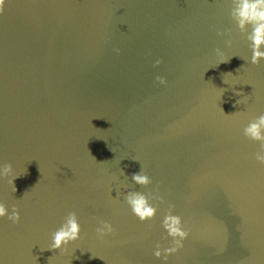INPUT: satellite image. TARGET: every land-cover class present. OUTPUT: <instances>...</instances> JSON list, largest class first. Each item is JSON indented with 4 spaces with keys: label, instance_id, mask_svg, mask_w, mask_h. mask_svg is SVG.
I'll list each match as a JSON object with an SVG mask.
<instances>
[{
    "label": "water",
    "instance_id": "1",
    "mask_svg": "<svg viewBox=\"0 0 264 264\" xmlns=\"http://www.w3.org/2000/svg\"><path fill=\"white\" fill-rule=\"evenodd\" d=\"M230 6L6 0L0 162L20 176L14 193L0 180V200L20 220H0L2 264H161L152 250L168 245L159 222L169 203L191 231L168 264H264V166L242 135L264 113V60L248 62ZM216 48L231 59L217 65ZM140 165L152 178L147 190L164 200L145 223L123 201L127 188L146 191L131 183ZM69 211L81 238L41 251ZM94 217L115 235L98 239Z\"/></svg>",
    "mask_w": 264,
    "mask_h": 264
},
{
    "label": "clouds",
    "instance_id": "2",
    "mask_svg": "<svg viewBox=\"0 0 264 264\" xmlns=\"http://www.w3.org/2000/svg\"><path fill=\"white\" fill-rule=\"evenodd\" d=\"M5 4L6 0H0V14L3 13ZM230 5L228 14L231 21L242 34V37L248 42V47L251 53L248 62L252 65H257L261 60H264V0H230ZM217 35L228 36L230 35V32L225 29L223 32L217 31ZM225 43L230 45L231 40H226ZM114 51L119 54L120 49L115 48ZM214 51L218 57L217 65L228 62L232 57H225L220 48H216ZM160 63L161 60L156 59L153 63V67L160 65ZM229 74L231 73L224 74L223 83L227 84L225 76ZM155 80L160 85L166 84V79L163 76L157 75ZM218 89L221 90V98L226 89ZM237 95H240V93H237ZM240 102L241 99L235 101V104H240ZM220 109L224 113L221 107ZM242 135L247 140L258 144V149L254 153V159L260 165L264 166V113H260L250 119L247 124L244 125ZM120 171L124 176H126L122 169H120ZM19 176L20 175L13 174V167L11 163L0 162V180L7 178L8 184L11 186L12 193L17 190L14 180ZM131 183L132 185H138L145 188L146 191L127 188L128 191L123 192L124 203L128 206L131 214L135 216L139 222L145 223L152 221L156 217L159 205L164 203L163 197L159 194V189L155 188L147 190L148 186L152 184V178L143 170L141 165L139 171L131 174ZM113 199H115V197H113ZM174 209L175 205L169 203L167 210L164 212L159 222L160 227L163 230L164 238L168 240V245L162 246L161 243L157 242L152 250L153 257L156 260H159L161 264H168L169 256L177 253L181 248H183V241L188 238L191 231L187 222L183 220L181 215L176 214ZM5 218L12 224H17L20 220V213L15 204H13L9 209V207H7L2 200H0V220ZM94 219L97 220L98 226L95 227L94 231L98 239L102 240L106 236L115 235L112 223L96 217H94ZM150 226L151 225H149V227ZM80 238L81 225L78 220L77 213L75 211H69L63 217L59 226L51 232L50 242L47 248L41 249V251L45 249L49 251H66L68 245L78 241ZM92 257L97 256L92 255ZM50 258L51 257L48 258V264H50ZM0 264H2V261H0Z\"/></svg>",
    "mask_w": 264,
    "mask_h": 264
}]
</instances>
